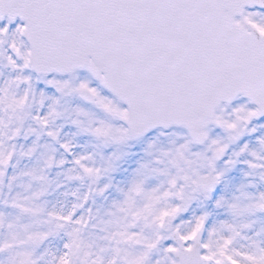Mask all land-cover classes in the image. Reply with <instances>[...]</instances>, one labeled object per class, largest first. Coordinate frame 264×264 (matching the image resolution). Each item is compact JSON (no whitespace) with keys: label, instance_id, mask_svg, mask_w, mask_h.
I'll return each mask as SVG.
<instances>
[{"label":"snow or ice","instance_id":"snow-or-ice-1","mask_svg":"<svg viewBox=\"0 0 264 264\" xmlns=\"http://www.w3.org/2000/svg\"><path fill=\"white\" fill-rule=\"evenodd\" d=\"M0 264H264V0H0Z\"/></svg>","mask_w":264,"mask_h":264}]
</instances>
